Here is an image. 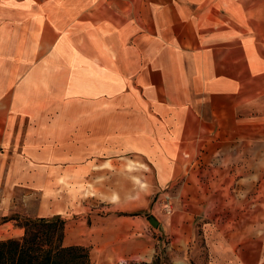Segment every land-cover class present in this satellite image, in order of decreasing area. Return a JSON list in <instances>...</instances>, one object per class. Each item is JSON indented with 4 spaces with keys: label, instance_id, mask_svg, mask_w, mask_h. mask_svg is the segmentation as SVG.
<instances>
[{
    "label": "crops",
    "instance_id": "crops-1",
    "mask_svg": "<svg viewBox=\"0 0 264 264\" xmlns=\"http://www.w3.org/2000/svg\"><path fill=\"white\" fill-rule=\"evenodd\" d=\"M54 86L60 96L54 97ZM262 96L264 0H0V120L7 109L18 108L24 114L19 123L46 124L52 133L65 116L51 120L40 114L50 107L68 108L72 99L83 104L85 117L66 122L97 125L95 141L103 139V123L145 125V138L132 132L123 138L111 130L106 136L110 142L122 139L131 146L111 155L132 152L140 139L174 144L176 160L158 165L157 182L161 188H176L175 236L189 237L191 243L199 219L206 218L203 227L225 238L212 247L209 264H264V236L255 246L246 238L249 228L239 225L236 234L245 240L234 244V229L208 223L214 221V195L223 198L222 189L244 181L235 180L237 165L188 168L181 155L192 154V140L219 133L222 140L236 138L243 123L239 110ZM87 105L93 107V117L86 114ZM103 108L111 115L103 116ZM166 123L173 126L167 129ZM145 141L139 146L150 149ZM103 167L95 164L94 177L105 170L112 180L113 173L133 171L127 165ZM89 168L81 164L76 170L85 176ZM72 171L61 176L63 184L73 178ZM123 230L115 234L124 238Z\"/></svg>",
    "mask_w": 264,
    "mask_h": 264
},
{
    "label": "rangeland",
    "instance_id": "rangeland-1",
    "mask_svg": "<svg viewBox=\"0 0 264 264\" xmlns=\"http://www.w3.org/2000/svg\"><path fill=\"white\" fill-rule=\"evenodd\" d=\"M54 88V97L60 96L59 87ZM62 93L65 97L68 95L67 92ZM81 105L78 100L71 99L68 108L55 106L41 113V116L51 120L65 116L64 122L52 126V133L46 124L19 123L20 116L24 114L19 113L18 108L7 109L0 120V241L21 238L26 218L57 217L63 221V245L83 247L89 264L151 263L156 256H160L166 264H209L212 247L225 238L203 227L206 218L199 219L191 243L189 237L175 236L173 194L176 188L169 185L161 188L157 182L155 169L158 165H172L176 160L173 156L174 144L140 139L134 141L132 152L111 155L116 149L120 152L131 148L124 143L126 140L110 142L106 136L111 130L114 129L123 138L127 132H132L134 137L145 138L142 133L145 125L137 122L103 123V139L95 141L93 137L99 130L97 125L86 123L81 126L66 122L85 117ZM108 110L103 108L102 115H111L105 113ZM86 112L94 116L91 105L86 106ZM239 113L243 123L236 138L222 140L217 138L221 135L219 133L211 139L192 140L195 147L191 150L192 154H182L181 161L188 168V165H205L210 169L223 163L239 167L240 175L235 180L244 181H236L222 189L223 198L214 195L215 202H211L214 221L208 223H217L218 227L226 230L234 229L235 235L231 236L234 244L245 240L236 233L239 225H246L251 232L246 238L253 240L257 246L264 236V224L260 225L264 222V96L250 107L240 109ZM5 116L7 122H4ZM165 126L170 129L173 124L166 123ZM47 136L51 138L47 139ZM141 141L150 145V149H146V145L139 146ZM95 142L98 147L94 146ZM176 146L179 148V144ZM228 149L238 150L239 154L227 157L225 152ZM177 158L179 162V155ZM81 164L91 169H87L85 176L77 173V166ZM95 164L105 166L103 169L127 165L133 171L113 173L111 180V173L101 170L103 173L94 177L92 170ZM68 169H75L71 173L73 178L67 177L63 184L61 176L68 175L64 173ZM169 182H173L172 179ZM217 190L221 189L216 188L215 192ZM165 205L169 211H166ZM54 210L61 213L50 215ZM149 217L159 221L160 227H152L148 223ZM122 226L127 233L124 238L121 236V240L115 232L124 231Z\"/></svg>",
    "mask_w": 264,
    "mask_h": 264
},
{
    "label": "trees",
    "instance_id": "trees-1",
    "mask_svg": "<svg viewBox=\"0 0 264 264\" xmlns=\"http://www.w3.org/2000/svg\"><path fill=\"white\" fill-rule=\"evenodd\" d=\"M24 235L0 241V264H89L81 246L63 245V221L57 217L25 219ZM166 264L160 256L151 263Z\"/></svg>",
    "mask_w": 264,
    "mask_h": 264
},
{
    "label": "water",
    "instance_id": "water-1",
    "mask_svg": "<svg viewBox=\"0 0 264 264\" xmlns=\"http://www.w3.org/2000/svg\"><path fill=\"white\" fill-rule=\"evenodd\" d=\"M148 223H149L152 227H157V226H158V221L155 220V219L152 218V217H149V219H148Z\"/></svg>",
    "mask_w": 264,
    "mask_h": 264
}]
</instances>
